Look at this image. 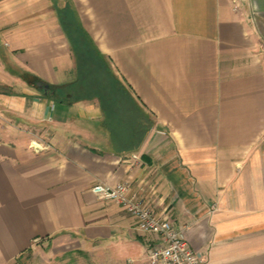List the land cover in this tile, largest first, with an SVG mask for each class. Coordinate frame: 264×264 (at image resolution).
<instances>
[{
    "label": "crops",
    "instance_id": "crops-1",
    "mask_svg": "<svg viewBox=\"0 0 264 264\" xmlns=\"http://www.w3.org/2000/svg\"><path fill=\"white\" fill-rule=\"evenodd\" d=\"M239 4L0 0V264L45 243L150 264L153 236L92 190L121 182L207 264H264V0ZM63 15L113 84L80 80Z\"/></svg>",
    "mask_w": 264,
    "mask_h": 264
},
{
    "label": "built area",
    "instance_id": "built-area-1",
    "mask_svg": "<svg viewBox=\"0 0 264 264\" xmlns=\"http://www.w3.org/2000/svg\"><path fill=\"white\" fill-rule=\"evenodd\" d=\"M232 1L235 2L236 8L240 6L239 0ZM92 190L100 200L113 201L124 207L127 212L138 218V229L153 236V244L149 249L150 264H207L191 247L185 228L146 205L132 190L130 183H97Z\"/></svg>",
    "mask_w": 264,
    "mask_h": 264
},
{
    "label": "rangeland",
    "instance_id": "rangeland-1",
    "mask_svg": "<svg viewBox=\"0 0 264 264\" xmlns=\"http://www.w3.org/2000/svg\"><path fill=\"white\" fill-rule=\"evenodd\" d=\"M73 245L70 250L63 253H55L48 243L35 245L25 256V264H131L120 259V252L113 246L93 244L86 249H77Z\"/></svg>",
    "mask_w": 264,
    "mask_h": 264
},
{
    "label": "trees",
    "instance_id": "trees-1",
    "mask_svg": "<svg viewBox=\"0 0 264 264\" xmlns=\"http://www.w3.org/2000/svg\"><path fill=\"white\" fill-rule=\"evenodd\" d=\"M65 11V15H66ZM63 15V25L72 44L75 57L77 58L80 80L93 79L108 85L113 84L115 79L110 67L95 48L90 37L85 33L80 24H74ZM33 79H37L36 76Z\"/></svg>",
    "mask_w": 264,
    "mask_h": 264
},
{
    "label": "water",
    "instance_id": "water-1",
    "mask_svg": "<svg viewBox=\"0 0 264 264\" xmlns=\"http://www.w3.org/2000/svg\"><path fill=\"white\" fill-rule=\"evenodd\" d=\"M35 84L40 87V88H43V89H48L49 88V85L46 84L45 82H43L42 80H36L35 81Z\"/></svg>",
    "mask_w": 264,
    "mask_h": 264
}]
</instances>
